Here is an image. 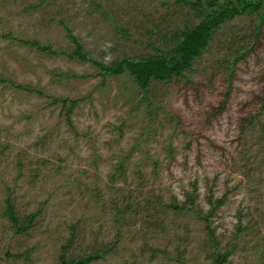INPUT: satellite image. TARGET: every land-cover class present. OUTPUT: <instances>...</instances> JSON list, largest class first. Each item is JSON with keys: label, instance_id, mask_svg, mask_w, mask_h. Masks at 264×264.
I'll return each instance as SVG.
<instances>
[{"label": "rangeland", "instance_id": "374dc122", "mask_svg": "<svg viewBox=\"0 0 264 264\" xmlns=\"http://www.w3.org/2000/svg\"><path fill=\"white\" fill-rule=\"evenodd\" d=\"M263 7L143 92L66 26L110 63L170 48L188 5L0 0V264H264Z\"/></svg>", "mask_w": 264, "mask_h": 264}, {"label": "trees", "instance_id": "16d2710c", "mask_svg": "<svg viewBox=\"0 0 264 264\" xmlns=\"http://www.w3.org/2000/svg\"><path fill=\"white\" fill-rule=\"evenodd\" d=\"M177 3L188 5L198 18L196 23L185 25L182 29L174 31V44L166 49H158L159 53L138 56H123L113 62L105 63L93 57L83 44L78 41L70 27L66 26L68 34L76 44L73 52L67 53L69 58L79 60H90L94 62L104 76L120 75L127 72L134 78L143 92L149 90L150 84L154 80H169L173 77L183 76V71L191 67L193 58L199 56L202 49L209 43L212 31L219 24L244 10H258L262 8L263 0H174ZM264 8V7H263ZM264 13V12H263ZM264 21V14L260 18ZM32 47H36L44 52H61L53 48L52 43L43 44L38 40H27ZM14 203L8 205V215L19 229L25 228L19 225L17 215L14 210ZM214 208V207H213ZM212 213V209L209 214ZM31 219V218H30ZM210 233L213 235L212 230ZM214 239V237H213ZM100 253H90L76 260L68 259L65 253L61 256L63 264H79L88 262L90 258L98 256ZM101 255V254H100ZM225 254L216 255V261L222 262Z\"/></svg>", "mask_w": 264, "mask_h": 264}]
</instances>
